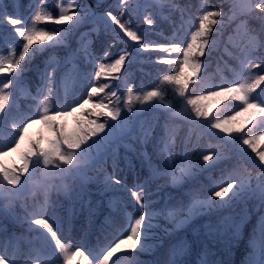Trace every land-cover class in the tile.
Here are the masks:
<instances>
[{
  "label": "snow or ice",
  "instance_id": "obj_1",
  "mask_svg": "<svg viewBox=\"0 0 264 264\" xmlns=\"http://www.w3.org/2000/svg\"><path fill=\"white\" fill-rule=\"evenodd\" d=\"M35 2L39 7L34 8L29 17L8 12L0 6V31L6 25L11 26L9 37L12 41V46L6 53L0 52V216H14L13 209L17 203L25 201L29 194L34 196L37 191L43 193L44 201L37 204L27 217L29 225L39 226L38 229H29L37 233L38 243L31 244L27 252H22L16 243L12 245L11 256L6 250H0V264H73L74 261L75 264H121L118 253L134 255L133 250H137L138 246L139 251L150 250L148 233L152 220L160 213L153 211L150 200L145 198L150 193L146 191L144 184L137 183L128 189L130 196L139 205L138 215L129 216L123 228L114 229L111 238L106 235L104 241L98 240L95 246L69 243L62 239L58 234L62 230L60 218L55 213L51 216L47 214L49 194L53 190L70 191L69 186L64 183L66 177H78L82 183L86 182L89 179L87 172L96 168L101 153L126 137L141 144L148 143L153 127L137 119L144 111L157 110L165 115L181 117L195 125L201 119L208 120L211 115V111H206L207 106L201 104V101L214 97H219L221 103L225 100L237 101L240 111L236 115L226 116L223 120L214 117V122L209 121L207 126L218 129L227 137L238 136L240 143L251 148L256 153L259 164L264 165V151H257L256 148L257 141H264V131L259 135H248L243 127L228 126L236 116L250 110L252 119L259 117L256 124L264 126V100L253 95L260 89V95L264 96V88L261 87L264 85V58H259L257 62V58L251 55L264 48V0H232L229 10L232 15L228 19H237L239 15L237 32L247 37L246 46L241 48L243 55L239 58L240 70L236 72V79L231 82L205 85L206 95L188 98L186 93L189 86L196 84L198 80L204 84L200 76L204 66L201 58L210 54L215 47L216 42L211 39V34L214 26L223 24L218 18L226 13L221 10H208L205 6L199 15L198 27L191 32L190 37L178 40L177 29L166 43H158L147 40L144 35H139L134 30L133 20L127 15L130 0H117L118 14L107 10L103 15L97 16L92 12L94 22H102L105 30L115 25L119 33L135 42L137 51H159L164 55L156 57L155 62L176 67H169L160 76V84L150 89L137 90L126 82L125 91L121 92L111 83L99 81L101 78L105 81L119 80V74L132 53L125 51L108 64L99 63L94 70V76L91 73H79L74 63L77 53L83 52L85 59L92 57L89 45L84 42L82 35L80 48L65 58V63H70L72 67L61 77L59 87L55 75L56 67L53 66L59 64V61L50 56L41 74V84L32 97L35 101L34 109L30 108L27 112L13 111L15 104H10L12 89L20 84L25 65L37 54L65 45L72 30L82 24L89 13V9L80 0H58L54 5L57 9L55 16L49 10L46 0ZM156 2L160 3L161 0ZM154 6L148 4L145 7ZM171 7L175 9L177 5L172 4ZM78 9L82 11L78 12ZM253 21H257L258 25L254 26ZM144 22L149 25L155 23L151 15H146ZM47 23L68 27L46 29L41 26ZM116 29L111 31L118 37ZM215 30L219 33L218 29ZM17 44L21 45L18 52ZM108 54L105 51L104 55ZM50 66L51 72L47 70ZM73 73L80 80L87 81V87L80 95L70 98L67 81L69 77L76 79ZM161 84L172 86L175 94L184 98V102L174 104L168 100L167 90ZM60 87L64 89L63 96L60 94ZM101 117L104 118L103 122ZM34 124L39 125L35 132L31 130ZM256 124H253V129ZM164 132L165 136L160 142L163 144L161 151L167 153L165 174L170 176L173 184H180L203 165L193 161L187 152L179 164H174L171 146L175 143V129H169L165 125ZM13 155L16 159L9 163L8 158ZM202 160L207 164L213 160V155L205 154ZM57 179L60 180L59 184L56 183ZM104 183L105 188L112 189L114 185L121 184V180L110 174L105 177ZM245 198L257 199L264 206V167L260 168L255 178L249 172L233 179L230 173L206 197L193 194L187 216L177 227L205 209L224 208L233 201ZM173 216V211L169 210L167 217ZM243 222L244 218H241L240 222L230 225L234 235L239 233ZM50 242H54V249ZM187 252L188 246L185 243L174 244L170 249L171 259L166 264H184L183 257ZM136 264L142 262L136 261ZM201 264L208 262L202 260ZM245 264H264V217L260 218L258 235L250 241V252Z\"/></svg>",
  "mask_w": 264,
  "mask_h": 264
},
{
  "label": "trees",
  "instance_id": "obj_2",
  "mask_svg": "<svg viewBox=\"0 0 264 264\" xmlns=\"http://www.w3.org/2000/svg\"><path fill=\"white\" fill-rule=\"evenodd\" d=\"M106 1L90 0L89 4L88 0H80V3L89 9V13L84 22L72 30L66 44L37 54L25 65L20 84L12 89L10 104L13 102L15 104L13 111L27 112L30 108L34 109L35 101L32 97L41 84V74L50 56L59 61V64L53 65L56 67L55 75L59 87L61 77L72 67L70 63H65V58L80 48L82 35L84 42L89 45L92 57L85 59L83 52L77 53L74 63L79 73H91L94 76V70L99 63L108 64L125 51L132 53L119 74L121 77L119 80L105 81L101 78L99 81L109 82L121 92L125 91L126 82L137 90L150 89L160 84V76L165 74L169 67H176L155 62L156 57L164 55L159 51H137L135 42L119 33L115 25L105 30L102 22H94L92 12L97 16L103 15L107 10L118 14L117 0H109L106 9L98 11ZM56 2L58 0H46L53 16L57 14L54 6ZM148 4L155 6L146 8ZM172 4L177 7L173 9ZM0 6L8 12L29 17L39 4L35 0H0ZM205 6L208 10H221L226 15L218 18L223 24L214 26V32L211 34V39L216 42L215 47L210 54L201 58L204 66L200 76L204 84L202 85L200 80L196 84H191L186 93L188 98L206 95L205 85H220L236 79V72L240 70L239 58L243 55L241 48L246 46L247 37L237 32L239 15L237 19H228L232 15L229 11L232 0H161L160 3L156 0H130L128 4L127 15L133 20L134 30H137L139 35H144L147 40L158 43H166L177 29L178 40L190 37L191 32L198 27L199 15ZM146 15H151L155 23L152 25L145 23ZM253 25L257 26L258 22L253 21ZM41 26L46 29L68 27L52 23ZM10 28L11 26L6 25L4 30L0 31V52L6 53L12 46ZM111 29H116L119 36L117 37ZM215 29H218L219 33ZM20 47V44L16 45L17 52ZM105 51L109 53L107 56L104 55ZM251 55L259 62V58H264V48ZM47 70L51 72L52 66ZM73 76H76L75 80L69 77L67 81L70 98L73 95H80L87 87V81L80 80L76 73H73ZM91 78L90 76L89 79ZM160 86L167 90L168 100L174 104L184 102V98L178 97L172 86L165 84ZM261 87L264 88V85ZM59 91L63 96L64 89L60 87ZM253 95L264 100V96L260 95V89ZM219 101V97L201 101V104L207 106L205 110L211 111V115L208 120L201 119L195 125L189 124L181 117L165 115L157 110L144 111L137 119L153 127L152 137L148 143L141 144L126 137L101 153L96 168L87 172L89 179L86 182L82 183L78 177H66L64 183L69 186L70 191L53 190L49 194L47 213L49 216L55 213L60 218L62 230L58 234L61 238L69 243H87L90 246H95L98 240L103 242L106 235L111 238L114 229L123 228L129 216L138 215L139 205L135 203L134 197L130 196L128 189L141 183L150 193V196L145 198L150 200L152 210L160 214L152 220V227L148 233L150 250L139 251L138 246L137 250H133L134 255L118 253L121 264H136V261L142 264H166V261L171 259V247L179 242L188 246V252L183 257L184 264H201L202 260H206L208 264H245L250 252V241L258 235L260 218L264 217V206L259 200L245 198L233 201L230 206L224 208L205 209L177 227L187 216L193 194L206 197L215 185L222 178L227 179L230 173L233 179L245 176L249 172L255 178L260 168L264 167L259 164L256 153L247 145L240 143L238 136L227 137L218 129L207 126L209 121L214 122V117L223 120L226 116L236 115V112L240 111L237 101L225 100L223 103ZM251 116V110L241 113L228 126L243 127L248 135H259L264 131V126L256 124L259 117L252 119ZM103 120L101 117V122ZM253 124H256L254 129ZM165 125L169 129H175V143L171 146L172 162L179 164L187 152L193 161L203 165L194 170L193 176L186 177L180 184H173L170 176L165 174L167 153L161 151L163 144L160 142L165 136ZM38 128L39 125L34 124L31 130L35 132ZM256 148L257 151H264V141H257ZM205 154L213 155V160L207 164L202 160ZM15 159L13 155L8 158V162L11 163ZM110 174L120 179L121 184L107 189L104 182L105 177ZM255 182L253 179V184ZM56 183L59 184L60 180L57 179ZM43 201V193L37 191L34 196L29 194L25 201L17 203L13 209L14 216H0V250H6L11 256L12 245L16 243L22 252H27L31 244L38 243L37 233L29 229L30 227L38 229L39 226L29 225L27 217L28 213ZM169 210L174 213L171 218L167 217ZM241 218H244V222L239 233L234 235L230 225L240 222ZM50 245L54 249V242H50Z\"/></svg>",
  "mask_w": 264,
  "mask_h": 264
}]
</instances>
